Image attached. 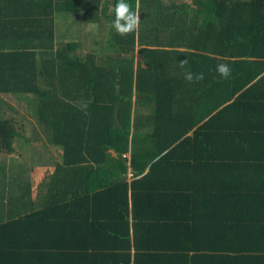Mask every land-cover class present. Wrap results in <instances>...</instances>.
<instances>
[{
	"label": "trees",
	"instance_id": "obj_1",
	"mask_svg": "<svg viewBox=\"0 0 264 264\" xmlns=\"http://www.w3.org/2000/svg\"><path fill=\"white\" fill-rule=\"evenodd\" d=\"M128 2L140 21L134 33L121 36L112 27L117 0H0V96L25 99L52 142L63 146L64 162L51 176L61 197L53 206L83 213L90 231L80 252L73 246L65 254L84 256L77 264H139L144 258L162 264L164 257L170 259L163 264H196L197 245H151L141 252L143 240L156 226L150 220L163 218L156 206L176 195L187 208L174 226L188 224L180 236L191 244L197 234L190 220L207 221L193 214L197 195L243 191L237 181L222 189L213 179L197 180L196 171L207 168L201 164L220 170L264 163V0ZM68 12L86 24L107 22L100 48L87 51L81 40L57 38V17ZM220 63L230 67L229 78L216 72ZM186 71L203 79L188 82ZM19 113L0 100V153L14 151ZM258 170L262 177L247 180L248 194L264 192V166ZM31 217L0 224V264L70 258L60 246L32 244ZM254 218L248 235L264 240L261 215ZM98 229L121 240L126 252L105 250ZM246 249L260 253L233 264H264L253 260L264 256L263 246Z\"/></svg>",
	"mask_w": 264,
	"mask_h": 264
},
{
	"label": "crops",
	"instance_id": "obj_2",
	"mask_svg": "<svg viewBox=\"0 0 264 264\" xmlns=\"http://www.w3.org/2000/svg\"><path fill=\"white\" fill-rule=\"evenodd\" d=\"M66 13H63L64 16ZM75 14V13H74ZM76 16V15H75ZM81 16V15H80ZM74 19V18H73ZM57 23V20H56ZM73 24V21L72 23ZM8 95H1V102L4 100L7 102L6 97ZM134 108V107H133ZM141 113H146V110L142 108ZM17 121L15 125L19 124V127H16L17 131L21 133L19 137L15 139L14 142V151L11 153H0L5 161L0 165V168L8 170L7 166L17 168L16 172L19 173L22 164L19 163L18 159L22 158L21 146H24L25 143L30 144V151L32 154L39 153L40 151H45L46 154L43 158H39V161L35 160L33 157L29 158V177L33 178V183L31 184V193H35L34 202L31 200L29 202L30 206L26 208L23 206L21 210L16 209H5L7 203L12 201L18 191H21L18 186L11 188L10 194L5 204L0 205V224H3L6 221H11L14 219H19L25 215H30L32 222V233L36 238L32 244L36 247L41 246H60L58 252H63L65 254V248H84L85 242L88 240L89 235L87 230L89 219L84 216L83 213L75 212L74 209H58V206H53L56 204L61 197L57 196L53 182H51V176L53 173H56V168L58 165L63 164V146L59 143H54L51 140V134L47 128L41 126L36 120L34 111L30 112V127L29 131L26 132V124L23 121L24 116L20 110V113L16 116ZM20 122V123H18ZM22 124H25L22 126ZM40 133V134H39ZM43 135H46V138L42 140ZM115 154L114 151H111ZM130 158V152L125 154ZM14 158V159H12ZM34 161V162H33ZM49 161V163H48ZM205 165L207 168L198 169L196 171L197 180L202 178H207V180H214L218 185H221V188L224 189L225 186L234 184V181H237L238 187L241 188L242 192H231L229 195H225L222 198L223 194H203L202 196L197 195L199 202H194L193 214L197 215L200 218H207V221L204 224L196 219L190 220V225L193 227L194 233H196L197 238L195 243L188 242L187 238H184L185 235H181L183 231H189L187 228L188 224H179L174 226L176 222H180L182 219H179L181 214L184 213L183 200H181L180 195H176L172 200L164 202L157 209L160 210V213L163 215V218L160 221L150 220L156 226L152 228L149 239L146 238L143 240V250L141 252H148L151 245H161V246H171V245H197L200 249L198 252L200 257L196 264H233L238 262H245L248 259V254L254 255L259 254L258 251H249L247 252V246H263L264 240L261 238L255 239L254 235H248V232L252 229L253 225L251 221L261 215L260 222L264 225V192H245L247 186V180L252 184V180L258 177H262L261 171L258 170L259 167H263L264 163L258 164L259 166L249 167L250 164L245 163H233V164H224V165H237V168L227 169L225 166L223 169H212L213 164H201ZM12 168V167H11ZM148 171V168L142 174L144 175ZM141 175V176H142ZM133 174L131 171L128 172L127 180L131 182ZM139 176V177H141ZM137 177V178H139ZM29 179V180H30ZM22 181L20 176L13 177V180H9V183H16ZM31 181V180H30ZM224 182L223 184H221ZM227 182V183H225ZM17 184V183H16ZM37 184V185H36ZM225 185V186H224ZM38 186V188H37ZM40 187V189H39ZM35 190H34V189ZM32 195V194H31ZM248 195L251 196L252 204H247ZM219 197V198H218ZM129 204H132L131 198L129 199ZM44 212V215H43ZM146 210L141 211V215H145ZM254 213V214H253ZM98 214V213H97ZM173 214V216H172ZM254 216V217H253ZM56 217V218H55ZM116 222H113L109 225L113 227ZM40 224V226H38ZM173 227H181L179 230H172ZM124 231V228H122ZM129 234H130V249L131 259H134V254L136 251L135 246V235L133 231V223L131 222V227L129 224ZM90 233V231H89ZM185 233V232H183ZM86 240V241H85ZM4 242V241H2ZM15 241L6 242L11 244ZM128 246V241L125 242ZM98 244L107 245L105 250H111L113 248L124 249V243L121 242L118 238L115 237H106L100 229H98ZM112 246L113 248H111ZM204 248V249H203ZM125 251V249H124ZM42 252V251H41ZM126 252V251H125ZM153 252V251H151ZM264 254L263 251H261ZM109 251L103 252V254H108ZM191 254V253H190ZM63 256H68L70 258L61 259L54 264H77L80 261H85L84 256L80 255H71L65 254ZM49 256H42L33 262H28L31 264H40L45 263L47 260H51ZM161 259V258H160ZM159 259V260H160ZM170 257H164L162 264L168 262ZM258 260L264 262V256L260 255L258 258H253V260ZM179 262H181L179 260ZM19 263L21 261L19 260ZM81 263V262H80ZM17 264V263H16ZM53 264V263H52ZM139 264H151L148 263L147 259H142Z\"/></svg>",
	"mask_w": 264,
	"mask_h": 264
},
{
	"label": "rangeland",
	"instance_id": "obj_3",
	"mask_svg": "<svg viewBox=\"0 0 264 264\" xmlns=\"http://www.w3.org/2000/svg\"><path fill=\"white\" fill-rule=\"evenodd\" d=\"M187 2H191V0H187ZM74 18V19H73ZM73 21V24H71ZM107 22H104L101 27H99L98 23H84L82 19V15L76 17L74 13L68 12L64 16L61 14L57 17V38L58 39H64L65 41H71V40H81L82 41V49L83 50H95L98 49L99 46V40L100 38L106 34V28H107ZM6 100L11 103V105H14L17 110H21L24 119L23 121L25 122V128L27 129L26 132L29 131L30 127V110L26 106V100L22 99L19 100L15 96H7ZM8 111H11L10 107ZM20 123V122H18ZM20 125L17 124L16 127H19ZM40 134V133H39ZM42 140L46 138V135L41 136ZM19 150H22V158H19L18 161L19 163L22 164V167L19 170V173L16 172V169L13 165L7 166L8 170H5L3 173L1 170L4 168H0V205L5 204L4 202L8 198L12 192H10V187L14 188L18 186L21 191H18L16 197L10 201L9 203L6 204L5 209L11 208V209H16L21 208L24 206L25 208L27 206H30L29 202L32 200L34 202L35 200V193H31V184L33 183V178L30 179L29 177V158L35 157L37 161H39V158H43L44 155L46 154L45 151H40L39 153L32 154L30 151V144L25 143L24 146L20 145ZM14 159V158H12ZM5 161L3 157H0V165L1 163ZM34 162V161H33ZM49 163V161H48ZM12 167V168H11ZM20 176L22 178V181L14 182V183H9V180H13V177ZM31 181H30V180ZM37 185V184H36ZM38 188V186H37ZM34 189V188H33ZM40 189V187H39ZM35 190V189H34ZM32 194V195H31Z\"/></svg>",
	"mask_w": 264,
	"mask_h": 264
},
{
	"label": "clouds",
	"instance_id": "obj_4",
	"mask_svg": "<svg viewBox=\"0 0 264 264\" xmlns=\"http://www.w3.org/2000/svg\"><path fill=\"white\" fill-rule=\"evenodd\" d=\"M138 12L128 2V0H117L114 8V19L112 21V27L118 35H126L128 33H134L139 24ZM188 63V60L180 61V66L183 67ZM216 72L220 77L227 79L231 75V69L227 64L220 63L216 66ZM184 78L188 82L203 79V74H194L191 71L184 73Z\"/></svg>",
	"mask_w": 264,
	"mask_h": 264
}]
</instances>
